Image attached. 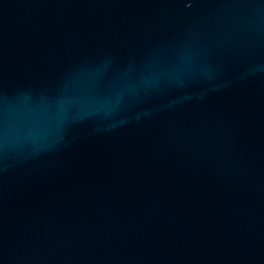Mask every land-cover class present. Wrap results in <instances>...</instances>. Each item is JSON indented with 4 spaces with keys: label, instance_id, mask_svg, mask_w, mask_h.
Returning a JSON list of instances; mask_svg holds the SVG:
<instances>
[{
    "label": "water",
    "instance_id": "1",
    "mask_svg": "<svg viewBox=\"0 0 264 264\" xmlns=\"http://www.w3.org/2000/svg\"><path fill=\"white\" fill-rule=\"evenodd\" d=\"M0 264H264V0H0Z\"/></svg>",
    "mask_w": 264,
    "mask_h": 264
}]
</instances>
